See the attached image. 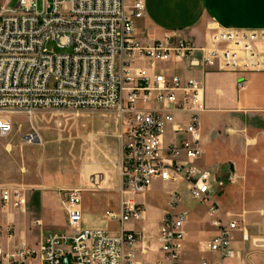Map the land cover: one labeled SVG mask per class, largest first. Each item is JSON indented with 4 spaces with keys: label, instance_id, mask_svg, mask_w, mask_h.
Masks as SVG:
<instances>
[{
    "label": "built area",
    "instance_id": "built-area-1",
    "mask_svg": "<svg viewBox=\"0 0 264 264\" xmlns=\"http://www.w3.org/2000/svg\"><path fill=\"white\" fill-rule=\"evenodd\" d=\"M38 0H19L15 7L0 8V136L13 131L9 114L38 109L108 110L121 121L123 138L122 198L118 212L105 217L118 222L113 233L106 228L81 227L82 189L62 192L70 231H51L35 246L25 243L9 251L0 248L8 264H140L139 244L148 248L143 231L125 227L145 217L139 193L156 180L184 182L187 193L210 211L219 210L212 197V172L195 163L202 155L200 113L205 109V86L196 77L184 78L168 62L182 63L210 72H232L240 76L264 72V29L211 27L203 44L173 33L164 38L139 37L136 20L145 13V0H44L46 10H37ZM49 41L70 52H50ZM148 68L152 72L148 71ZM54 82L51 86V82ZM177 112L190 113L178 121ZM168 126L179 141L167 142ZM183 154L186 162L180 159ZM93 177L91 183L98 185ZM13 206H21L20 190L0 192ZM183 196L175 192L168 212L156 233L165 259L179 263L185 245L188 213L179 209ZM217 234L205 244L220 260L203 259L201 264H223L237 254L233 231L250 240L246 227L237 221H215ZM264 251V237L254 241ZM146 249V250H147Z\"/></svg>",
    "mask_w": 264,
    "mask_h": 264
},
{
    "label": "crops",
    "instance_id": "crops-1",
    "mask_svg": "<svg viewBox=\"0 0 264 264\" xmlns=\"http://www.w3.org/2000/svg\"><path fill=\"white\" fill-rule=\"evenodd\" d=\"M208 27L264 29V0H145V13L136 20V34L139 37L162 39L177 33L191 37L198 45L204 43ZM158 68L171 69L173 73L184 78L196 77L203 80L205 109L200 113L199 126L202 155L195 165L212 172L222 183V188L215 184L212 194L219 205L217 212L212 213L209 204L207 211L195 215L193 222L189 208L182 207L181 204L179 206V209L188 213L182 264H201L203 259L220 260L218 253L209 252L205 248V244L217 234L215 221L219 219L224 222L237 221L244 225L250 237L245 242L240 230L233 231V246L237 254L223 264H264V251L258 250L254 243L257 238L264 237V216L257 214L263 208L260 206L261 202L252 197L264 196V72L249 73L244 77L232 72L218 71L204 75L199 69L173 61L159 64ZM148 71L152 72L150 68ZM189 116L190 113H176L177 120L182 122L187 121ZM180 139L172 127L168 126L167 142ZM254 153L259 155L260 164L253 162ZM180 159L186 162L183 154ZM120 169L121 187L122 166ZM48 176L56 177L51 173ZM84 181L82 176L80 180L70 178L62 183L51 180L30 182L0 174V192L12 193L20 190L24 196L23 204L15 207L11 202L3 201L0 195V248L9 251L21 243L35 246L51 231H70L62 192L63 189L73 188L72 184ZM180 184H184L187 191V185L184 182ZM32 185L34 187H29ZM175 192L176 189L168 196V209L160 215L159 227L164 216L172 210L171 197ZM95 195L92 194L87 199L82 196L83 218L80 226L109 229L105 217L107 210L104 213H95L98 211L95 206L98 199ZM188 196L190 203L197 202ZM256 202L259 204L255 205ZM253 211L255 214L251 213ZM205 214L211 217L210 231L205 230L207 228L200 223L201 216ZM146 220L145 210V217L140 222ZM246 220L252 223V234ZM145 226L147 224L141 228ZM141 228L137 231H143ZM209 233L211 238L207 239ZM155 236L147 242L149 250L142 244L137 246L140 264H160L159 260L162 264H168ZM0 264L8 263L0 257ZM27 264L41 263L33 260Z\"/></svg>",
    "mask_w": 264,
    "mask_h": 264
},
{
    "label": "rangeland",
    "instance_id": "rangeland-1",
    "mask_svg": "<svg viewBox=\"0 0 264 264\" xmlns=\"http://www.w3.org/2000/svg\"><path fill=\"white\" fill-rule=\"evenodd\" d=\"M18 1L0 0V8L5 4L15 7ZM37 10L39 12L46 10L44 0L37 1ZM210 29L211 27H208V31ZM45 47L50 52H70L69 49H62L52 41L47 42ZM53 84L52 81L51 86ZM9 116L14 128L7 136H0V174L11 175L15 180L30 182L51 180L58 183L67 182L70 178L80 180L83 176L84 182L71 186L82 189V196L86 199L96 194L95 197L98 200L95 206L98 211L95 213L100 214V211L104 213L106 210L118 212L122 198L119 178L124 142L121 137V121L114 111L38 109L32 113L13 112ZM260 161L259 155L254 153L253 162L260 164ZM49 173L56 177L48 178ZM93 177L95 181H99L98 185L91 183ZM102 177L103 183L100 184ZM219 187L222 188V185ZM175 189L183 196L181 206L189 208L192 221L195 215L198 216L207 211L209 203H201L197 199L195 203L189 202L190 197L185 191L184 184L156 180L150 190L136 196V199L145 206L147 220L145 222L129 221L125 227L137 230L147 224L141 229L148 240L152 239L159 227L160 215L168 209V196ZM252 197L261 202L260 206L263 210L257 214L264 216V196ZM258 204V202L255 203V205ZM251 213L255 214V211ZM106 222L109 231L119 230L115 220L107 219ZM200 223L202 227L207 228L205 230H211L210 216L206 214L201 216ZM246 224L252 234V223L246 220ZM206 238H211L210 233ZM184 250L185 245L180 253L178 264L183 263ZM158 262L162 264V261ZM167 263L171 264L169 261Z\"/></svg>",
    "mask_w": 264,
    "mask_h": 264
},
{
    "label": "water",
    "instance_id": "water-1",
    "mask_svg": "<svg viewBox=\"0 0 264 264\" xmlns=\"http://www.w3.org/2000/svg\"><path fill=\"white\" fill-rule=\"evenodd\" d=\"M65 264H70V259L69 257H66L65 260H64Z\"/></svg>",
    "mask_w": 264,
    "mask_h": 264
}]
</instances>
